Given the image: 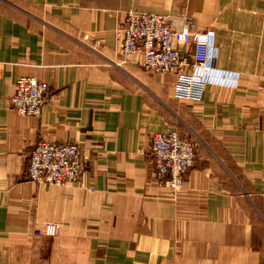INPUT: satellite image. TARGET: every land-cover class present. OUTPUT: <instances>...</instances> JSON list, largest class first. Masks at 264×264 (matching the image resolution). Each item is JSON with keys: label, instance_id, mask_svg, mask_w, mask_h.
<instances>
[{"label": "crops", "instance_id": "obj_1", "mask_svg": "<svg viewBox=\"0 0 264 264\" xmlns=\"http://www.w3.org/2000/svg\"><path fill=\"white\" fill-rule=\"evenodd\" d=\"M131 11L212 33L202 102L123 57ZM19 78L49 85L40 117ZM173 132L201 141L179 192L153 165ZM42 141L81 148L78 181L30 180ZM0 264H264V0H0Z\"/></svg>", "mask_w": 264, "mask_h": 264}, {"label": "built area", "instance_id": "obj_2", "mask_svg": "<svg viewBox=\"0 0 264 264\" xmlns=\"http://www.w3.org/2000/svg\"><path fill=\"white\" fill-rule=\"evenodd\" d=\"M87 45L95 48L102 42L86 35ZM191 46L190 53L185 49ZM91 47V45H90ZM93 48V49H95ZM212 33L176 32L162 15L129 12L121 43L127 60L138 55L134 64L154 74H175L174 96L179 101L202 102L210 81ZM190 54V55H189ZM11 107L22 116L40 117L47 102L49 85L31 78H19ZM81 148L40 142L32 151L28 174L38 184L65 187L74 184L83 170ZM153 165L156 176L173 191L185 186V174L193 166L195 147L179 133L157 134L152 139ZM59 227L46 224L36 231L39 237H55Z\"/></svg>", "mask_w": 264, "mask_h": 264}, {"label": "rangeland", "instance_id": "obj_3", "mask_svg": "<svg viewBox=\"0 0 264 264\" xmlns=\"http://www.w3.org/2000/svg\"><path fill=\"white\" fill-rule=\"evenodd\" d=\"M94 39H95V38H94ZM96 40H98V39H96ZM83 41H84L85 44H89V43L85 42L84 39H83ZM99 41H100V40H99ZM90 45H91L92 48H95L93 44H90ZM99 48H100V47H99ZM99 48H95V49H99ZM205 93H206V91H205ZM204 97H205V95H204ZM203 99H204V98H203ZM202 101H203V100H202ZM182 102H184V101H182ZM185 103H190V102H185ZM182 137H184L187 141L193 143V145H194V147H195V159H196V153H197V151H198V149H199V147H200L201 141H200L198 138L193 137V136H186V137H185V136H182ZM194 163H195V160H194V162H193V165H194ZM192 167H193V166H192ZM192 167H191V168H192ZM191 168L188 170V172L191 170ZM188 172H186V174H185V182H186V176H187Z\"/></svg>", "mask_w": 264, "mask_h": 264}]
</instances>
